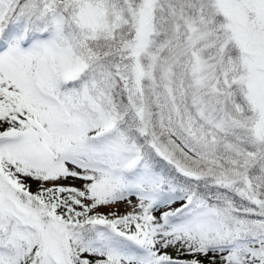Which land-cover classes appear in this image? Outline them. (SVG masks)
<instances>
[{
	"label": "snow or ice",
	"instance_id": "1",
	"mask_svg": "<svg viewBox=\"0 0 264 264\" xmlns=\"http://www.w3.org/2000/svg\"><path fill=\"white\" fill-rule=\"evenodd\" d=\"M0 264H264V0H0Z\"/></svg>",
	"mask_w": 264,
	"mask_h": 264
}]
</instances>
